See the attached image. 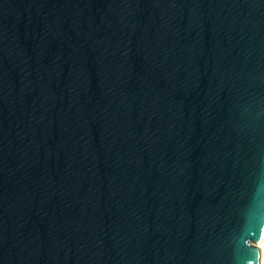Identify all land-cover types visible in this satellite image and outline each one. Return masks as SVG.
Returning a JSON list of instances; mask_svg holds the SVG:
<instances>
[{"label":"water","instance_id":"water-1","mask_svg":"<svg viewBox=\"0 0 264 264\" xmlns=\"http://www.w3.org/2000/svg\"><path fill=\"white\" fill-rule=\"evenodd\" d=\"M264 0H0V264H258Z\"/></svg>","mask_w":264,"mask_h":264},{"label":"built area","instance_id":"built-area-1","mask_svg":"<svg viewBox=\"0 0 264 264\" xmlns=\"http://www.w3.org/2000/svg\"><path fill=\"white\" fill-rule=\"evenodd\" d=\"M257 247L259 251L258 264H264V238L257 244Z\"/></svg>","mask_w":264,"mask_h":264},{"label":"bare ground","instance_id":"bare-ground-1","mask_svg":"<svg viewBox=\"0 0 264 264\" xmlns=\"http://www.w3.org/2000/svg\"><path fill=\"white\" fill-rule=\"evenodd\" d=\"M264 238V227H262L260 234L258 235V238L255 242V245L257 246V244L261 241V239Z\"/></svg>","mask_w":264,"mask_h":264}]
</instances>
